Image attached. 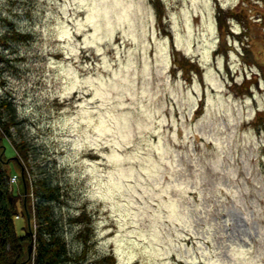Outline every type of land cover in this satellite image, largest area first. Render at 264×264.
<instances>
[{
	"label": "rangeland",
	"instance_id": "374dc122",
	"mask_svg": "<svg viewBox=\"0 0 264 264\" xmlns=\"http://www.w3.org/2000/svg\"><path fill=\"white\" fill-rule=\"evenodd\" d=\"M0 78L67 264H264V0H0Z\"/></svg>",
	"mask_w": 264,
	"mask_h": 264
},
{
	"label": "trees",
	"instance_id": "16d2710c",
	"mask_svg": "<svg viewBox=\"0 0 264 264\" xmlns=\"http://www.w3.org/2000/svg\"><path fill=\"white\" fill-rule=\"evenodd\" d=\"M25 122L16 110L11 91L0 87V153L4 148L1 139L6 138L21 162L27 165L25 168L20 163L18 174L15 172L20 179L21 190L18 191L16 183L8 181L11 171L0 155V264H67L82 255L76 250L70 253L65 244L61 216L56 213L53 203L58 199V180L48 170V161L31 162L39 157L41 150L24 131ZM45 153L46 149L43 155ZM25 211L28 212L27 224ZM15 216L23 218V232L16 230ZM28 241L31 245L29 255L26 254Z\"/></svg>",
	"mask_w": 264,
	"mask_h": 264
},
{
	"label": "water",
	"instance_id": "95a60500",
	"mask_svg": "<svg viewBox=\"0 0 264 264\" xmlns=\"http://www.w3.org/2000/svg\"><path fill=\"white\" fill-rule=\"evenodd\" d=\"M24 216H25V220H26V224H27V220H28V212L27 211H25L24 212ZM30 247H31V245H30V242L28 241L27 243H26V254L27 255H29L30 254Z\"/></svg>",
	"mask_w": 264,
	"mask_h": 264
},
{
	"label": "built area",
	"instance_id": "2783aa9c",
	"mask_svg": "<svg viewBox=\"0 0 264 264\" xmlns=\"http://www.w3.org/2000/svg\"><path fill=\"white\" fill-rule=\"evenodd\" d=\"M13 178H14V176H13V175H10V176H9V179H13Z\"/></svg>",
	"mask_w": 264,
	"mask_h": 264
}]
</instances>
